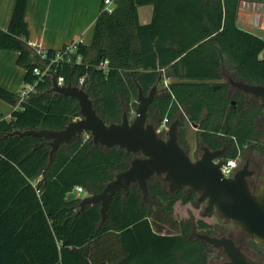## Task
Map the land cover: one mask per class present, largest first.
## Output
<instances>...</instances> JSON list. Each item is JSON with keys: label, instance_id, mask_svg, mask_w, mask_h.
Returning <instances> with one entry per match:
<instances>
[{"label": "trees", "instance_id": "16d2710c", "mask_svg": "<svg viewBox=\"0 0 264 264\" xmlns=\"http://www.w3.org/2000/svg\"><path fill=\"white\" fill-rule=\"evenodd\" d=\"M243 1L117 0L112 13L102 6L91 43L73 55L82 62L62 61L56 75L72 85L86 77L83 89L108 124L138 106L140 89L157 86L149 111L156 127L165 117L180 126L188 121L199 126L202 145H227L225 159L249 150L264 155V100L230 82L264 85V37L239 26ZM27 5L17 0L9 29L0 28V49L18 52L25 83H35L39 56L29 44ZM143 6L153 7L146 24ZM104 60L107 70L98 66ZM52 87L46 77L22 102L20 93L0 87V99L16 107L10 120H0V264L206 263L208 243L193 231L211 235V225L192 215L178 219L175 211L178 202L196 205V193H171L156 175L147 199L138 184L118 192L103 223L100 203L80 211L83 197L68 196L78 186L102 192L133 153L95 145L86 134L62 144L51 159L49 140L12 134L62 130L81 117L78 100ZM179 142L187 148L184 137Z\"/></svg>", "mask_w": 264, "mask_h": 264}, {"label": "water", "instance_id": "95a60500", "mask_svg": "<svg viewBox=\"0 0 264 264\" xmlns=\"http://www.w3.org/2000/svg\"><path fill=\"white\" fill-rule=\"evenodd\" d=\"M231 84L248 94L264 98V85L249 84L243 81L230 80ZM54 92L74 97L81 108V117L71 122L62 130H27L15 131L12 134L34 136L50 141L51 159L64 143H69L79 135L89 134L95 145L105 148L119 147L134 155L130 165L116 174L106 184L103 191L85 195L80 211L91 204H101L102 222L108 220V211L114 196L120 191H128L133 184H138L144 199L149 196V181L152 177L163 176L168 189L174 193L187 189L198 194V202L204 203L206 214L217 215L232 227L243 231L257 243H264V176L259 192L254 193L248 182L245 169L239 170L233 177H225L220 164L215 161L223 156V151H213L204 147L201 158L194 160L179 142L180 121L171 123L168 139H164L157 127L149 122V111L158 93L154 86L149 93L140 89L136 117L130 120L127 113L119 123H106L94 108L88 93L71 84L59 86L57 78H53ZM198 128L197 124H192ZM74 192L68 198L77 197ZM197 237L216 247L224 248L230 261L223 264H264L248 257L228 237H217L197 233Z\"/></svg>", "mask_w": 264, "mask_h": 264}, {"label": "crops", "instance_id": "0c3cea01", "mask_svg": "<svg viewBox=\"0 0 264 264\" xmlns=\"http://www.w3.org/2000/svg\"><path fill=\"white\" fill-rule=\"evenodd\" d=\"M16 2L0 0V28L4 31L10 27ZM243 3L238 16L239 26L264 37L262 11L258 8H254V12L250 8L244 11ZM102 6L103 0H28L26 21L30 30L29 44L59 50L80 37L85 44H90ZM139 13L141 22L149 23L153 17V7H141ZM242 13L248 18L251 15V21L247 17L242 19ZM18 55L15 51L0 49V87L15 93H21L25 87L26 71L18 65ZM261 56L264 57V52ZM15 108L0 99V120H10Z\"/></svg>", "mask_w": 264, "mask_h": 264}, {"label": "built area", "instance_id": "2783aa9c", "mask_svg": "<svg viewBox=\"0 0 264 264\" xmlns=\"http://www.w3.org/2000/svg\"><path fill=\"white\" fill-rule=\"evenodd\" d=\"M116 1L117 0H103V9L105 11H108L109 13H112L115 10L116 7ZM84 43L83 38H77L76 40L70 42L68 45L63 47L62 49L55 50L53 54L51 55L49 52V49H46L44 47H34L35 51L37 52V55L39 56V62L34 68V74L37 76V80L35 83H25V87L20 93V102L27 100L32 93L36 90V85L40 80L45 79L46 77H49L53 80L54 77L57 78V82L59 86H65L68 85L65 81V78L63 76H57V66L62 61L72 62V63H81L83 60L82 55L78 54L75 58L73 57L74 54H77L78 48L80 44ZM109 65L108 60L102 61L98 66L101 69L107 70ZM86 77H81L76 85L80 88H83L85 84ZM168 81L166 80V85ZM72 85V84H71ZM170 120L169 117H165L161 123L157 126V131L160 134L168 133V130L170 128ZM216 163L220 164V168L222 173L225 177H233L236 174L237 168H238V159L232 158V159H225V160H216ZM77 195H81L84 190L82 187H76L73 191Z\"/></svg>", "mask_w": 264, "mask_h": 264}, {"label": "flooded vegetation", "instance_id": "af4514ba", "mask_svg": "<svg viewBox=\"0 0 264 264\" xmlns=\"http://www.w3.org/2000/svg\"><path fill=\"white\" fill-rule=\"evenodd\" d=\"M233 86V85H232ZM234 87V86H233ZM235 88V87H234ZM237 89V88H236ZM239 90V89H238ZM241 91V90H240ZM243 92V91H242ZM245 93V92H244ZM248 94V93H246ZM257 99H261V100H264V98H258L252 94H249ZM186 123H190L188 121H186L184 123V125ZM190 124H193V123H190ZM184 125H181L179 127V140H181L184 136V132L183 130H181V128L184 126ZM194 127V126H193ZM198 131H199V126L198 128H196ZM160 136L164 139H168V133H163V134H160ZM217 139V138H216ZM186 141V140H185ZM217 141H219V139H217ZM262 143L264 144V137H263V140H262ZM228 144H231V143H228ZM185 146H187V141H186V144H184ZM204 145H202L199 140H198V157L197 159L201 158L202 155L204 154L205 150H204ZM186 148V147H185ZM208 148V147H207ZM186 150L188 151V147L186 148ZM212 150V149H210ZM223 151V156H221L220 158H218L217 160H225V155L227 153V145H224L222 148H219V149H213V151ZM189 153V152H188ZM139 155H135V158L138 157ZM196 159V160H197ZM241 169H245V171L247 173H250V175L248 176V182L251 186V189L254 193H257L259 192L261 186H262V170L264 169V155L258 151H247L245 152L242 157H240L238 159V168H237V171L236 173L241 170ZM262 171V172H261ZM165 180V179H164ZM167 183V182H166ZM168 184V183H167ZM187 190V189H185ZM188 191V190H187ZM189 194H192L188 191ZM198 195V194H197ZM199 196V195H198ZM198 196H197V204H200L198 202ZM205 213V212H204ZM206 214V213H205ZM208 215V214H206ZM202 219V218H200ZM206 221V220H205ZM208 222V221H207ZM225 222V221H224ZM210 225H211V229H210V234L211 236H217V237H228L232 240L235 241L236 245L240 246L242 251L250 258L256 260V261H261L264 263V250L260 251L259 253H254L252 254L250 252V247H248L247 245L244 244L243 242V239L244 238H251L249 236H247L243 231L239 230V229H236L234 227H232L229 223H227L228 225H230L231 229L233 230H236V231H239L240 235H241V238H233L230 234H225V232L223 233L222 232V229H223V226H220V225H217V224H213V223H210L208 222ZM229 227V228H230ZM216 229V230H215ZM193 233L195 235H197V231L194 230ZM199 239V238H198ZM252 239V238H251ZM254 240V239H253ZM203 241V240H202ZM205 242V241H204ZM255 242V241H254ZM207 243V242H206ZM257 245H259L260 247L261 246H264V243H257L255 242ZM208 250L206 251H203L202 252V255L208 253L209 255V258H208V261L206 263H203L201 262V264H223L225 262H228L230 261V258L228 257L227 253L225 252L224 248H221V247H216L214 246L213 244H209L208 243ZM184 264V263H182ZM185 264H188V263H185Z\"/></svg>", "mask_w": 264, "mask_h": 264}, {"label": "rangeland", "instance_id": "374dc122", "mask_svg": "<svg viewBox=\"0 0 264 264\" xmlns=\"http://www.w3.org/2000/svg\"><path fill=\"white\" fill-rule=\"evenodd\" d=\"M243 9L244 11H248V9H253L254 12V8H258L260 9L261 14L264 15V0H244L243 3ZM143 9L146 8V6L142 7ZM152 10V8H151ZM141 12V11H140ZM249 18L242 13V19H244L245 17H247V19H250L251 21V15H248ZM240 18V19H241ZM262 28L264 29V23ZM159 89H161V87H159ZM136 117V113H135V109L129 114V118L130 120H134ZM181 130H183L184 132V139L187 141V147H188V152L191 155L192 159L196 160L199 153H198V130L193 127L192 124L190 123H186ZM263 171V172H262ZM262 176L264 175V169L262 170ZM85 195H88L87 193H82V197H84ZM198 196V195H197ZM204 203H200V204H187V205H183L180 202H178V204L176 205V216L178 219H185L187 217H189L190 215L194 216L196 219H204L210 223L213 224H217L220 226H223L222 232L225 234H230L233 238H241V235L239 233V231L233 230L231 229L230 225H228L227 223H225L218 215L217 213H212V214H208L206 215L204 213ZM230 227V228H229ZM216 230V229H215ZM243 239V238H241ZM243 242L245 245H247L248 247H250V252L252 254H256L259 253L260 251L264 250V246H259L257 245L253 239L251 238H244Z\"/></svg>", "mask_w": 264, "mask_h": 264}]
</instances>
